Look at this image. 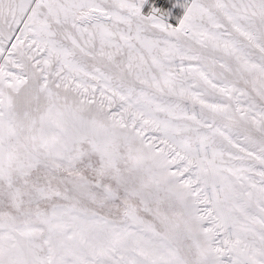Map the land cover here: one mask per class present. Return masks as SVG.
Here are the masks:
<instances>
[{"label":"snow or ice","instance_id":"6c2138e0","mask_svg":"<svg viewBox=\"0 0 264 264\" xmlns=\"http://www.w3.org/2000/svg\"><path fill=\"white\" fill-rule=\"evenodd\" d=\"M0 264H264V0H0Z\"/></svg>","mask_w":264,"mask_h":264}]
</instances>
